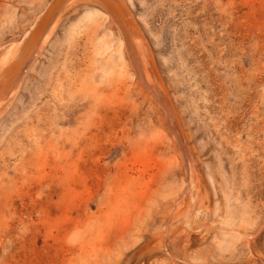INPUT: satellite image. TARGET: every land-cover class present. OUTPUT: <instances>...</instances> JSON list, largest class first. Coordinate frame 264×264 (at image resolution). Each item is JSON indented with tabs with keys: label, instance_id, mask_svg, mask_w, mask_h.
Wrapping results in <instances>:
<instances>
[{
	"label": "rangeland",
	"instance_id": "obj_1",
	"mask_svg": "<svg viewBox=\"0 0 264 264\" xmlns=\"http://www.w3.org/2000/svg\"><path fill=\"white\" fill-rule=\"evenodd\" d=\"M56 1L0 0V264H264V0H63L22 68Z\"/></svg>",
	"mask_w": 264,
	"mask_h": 264
},
{
	"label": "bare ground",
	"instance_id": "obj_2",
	"mask_svg": "<svg viewBox=\"0 0 264 264\" xmlns=\"http://www.w3.org/2000/svg\"><path fill=\"white\" fill-rule=\"evenodd\" d=\"M66 1V0H65ZM65 1L63 2V0H58V1H56L55 2V4H54V6L53 7H51L49 10H48V13H47V15H46V18L45 19H43L35 28H33V29H31L28 33H27V35H25V37H24V41H25V45L27 46V48L25 49V51H24V53L23 54H18V57L19 58H22L23 59V62H24V66L22 67V68H25L29 63H31L30 61L32 60V58H33V55H34V53L37 51V49H38V46H39V41H44V40H46V38L48 37L49 38V35L52 33V31L54 30V28H55V25H56V21H57V17H58V15L60 14V11L64 8L63 6H64V3H65ZM101 1H103V0H101ZM107 1H109V0H107ZM67 2V1H66ZM74 2V1H73ZM122 2V1H121ZM70 3H72V2H70ZM105 3V2H104ZM111 3V2H110ZM117 3V2H116ZM109 4V3H108ZM66 5H68V4H66ZM65 5V6H66ZM70 5V4H69ZM124 5V4H123ZM121 6V5H120ZM63 7V8H62ZM65 8H67V6L65 7ZM126 8V7H125ZM124 8V9H125ZM111 12V11H110ZM123 12H125V10H123ZM126 12H127V10H126ZM131 14V13H130ZM112 15V14H111ZM40 16V15H39ZM121 17V16H120ZM127 18H129V17H127ZM120 19V18H119ZM60 20V19H59ZM58 20V21H59ZM115 20V19H114ZM120 23H121V26L123 27V28H126L125 26H127V25H125L126 24V22H125V20H123V19H121L120 20ZM132 23V22H131ZM130 24V23H129ZM128 24V25H129ZM134 25H136V24H134ZM138 25V24H137ZM137 25L135 26V27H137ZM128 28V27H127ZM126 28V29H127ZM130 28V27H129ZM130 30H131V28H130ZM128 31V30H127ZM126 32V31H125ZM129 32V31H128ZM135 32V31H134ZM138 33H140V32H138ZM129 35H133V31H131V32H129L128 33ZM138 35V34H137ZM144 35V34H143ZM126 36H127V34H126ZM51 37V36H50ZM129 37V36H128ZM137 37V36H136ZM145 37V36H144ZM141 38H143V37H141ZM127 39V38H126ZM131 39V38H130ZM48 40V39H47ZM128 41V40H127ZM130 41V40H129ZM136 41L137 40H135V42L134 43H136ZM12 42H14V41H12ZM12 42H10V45H11V43ZM16 42H18V41H16ZM48 42V41H47ZM138 42H139V39H138ZM144 42V41H143ZM147 42V41H146ZM141 43H142V40H141ZM145 43V42H144ZM13 44V43H12ZM15 44H18V43H15ZM133 44V43H132ZM143 44V43H142ZM8 46H7V49H9L11 46H9V44H7ZM19 45V44H18ZM43 45V44H42ZM129 45H131V44H129ZM134 45V44H133ZM139 46H140V44H138ZM144 46L146 45V44H143ZM148 45V44H147ZM15 46V45H14ZM128 46V45H127ZM149 46V45H148ZM147 46V47H148ZM5 47V46H4ZM3 47V48H4ZM9 47V48H8ZM44 47V46H43ZM131 47H132V45H131ZM143 47V46H142ZM2 48V47H1ZM3 48H2V50H3ZM128 48H129V46H128ZM135 48H136V50H135ZM135 48L134 47H132L131 49H132V56H133V62H135V65H136V70L138 71V78H140V83L142 84V85H146L145 87H147V88H149L153 93H155V94H159L160 96H162V98L163 99H161V100H159L160 98V96L158 97L157 95L154 97V98H156V97H158V100L161 102V105L163 106V111H164V113H165V115L168 117V119L170 118V119H172L173 118V114H174V112L173 111H175V110H173V108H174V106H173V108L171 107V105H173V104H170L169 103V100H168V98L167 97H164L163 95H164V91L163 92H159V90H158V88L156 87H154V83H152V82H150L149 80H150V77H149V75L146 73L147 71L146 70H144L145 68L143 67V62H145L146 60H147V58L145 57V55L143 56V57H145L146 59L145 60H143V62H142V60L140 59V55H139V53L140 54H142L143 55V53H141L140 51L138 52V46L135 44ZM145 48V47H144ZM140 49H142V48H140ZM147 49V48H146ZM146 49H143V50H146ZM150 49V48H149ZM2 50H1V52H2ZM40 50V49H39ZM142 50V51H143ZM41 51V50H40ZM13 52V51H12ZM17 52H18V50H17ZM150 52V51H149ZM4 53V52H3ZM16 51L15 52H13V53H5L4 55H5V59H3L2 58V61H1V65H3V66H8L9 64H10V62L12 61V59L16 56ZM40 53V52H39ZM144 53L146 54L147 52L146 51H144ZM1 55H3V54H1L0 53V56ZM141 55V56H142ZM152 55V54H151ZM37 56H38V54H37ZM150 56V55H149ZM153 56V55H152ZM151 56V57H152ZM2 57V56H1ZM4 57V56H3ZM147 57H148V53H147ZM153 59V58H152ZM0 60H1V58H0ZM149 60V59H148ZM154 61V60H153ZM148 63H149V61H147ZM154 64H155V62H153ZM20 65V64H19ZM151 65V64H150ZM2 66V67H3ZM21 66V65H20ZM19 66V67H20ZM146 66H148L147 64H146ZM155 66V65H154ZM9 67H11L10 69H13V67H12V65H9L8 66V68ZM28 67V66H27ZM135 67V66H134ZM156 67V66H155ZM29 68V67H28ZM151 68V67H150ZM149 68V69H150ZM1 69V68H0ZM21 69V68H20ZM147 69H148V67H147ZM156 69V68H155ZM27 71H28V69H27ZM8 72H10V70L8 71ZM7 72V73H8ZM24 72V71H23ZM10 73H12V72H10ZM9 73V74H10ZM16 73H17V71L16 72H14V74H12V75H14V77H15V75H16ZM152 73V72H151ZM154 73V72H153ZM6 74V73H5ZM5 74H3V76L5 75ZM20 74H22L21 72H20ZM25 74V73H24ZM144 74H145V77H147L148 78V81L146 82L145 80H144ZM6 76V75H5ZM19 76H22V75H18V78H16V80L14 81V83L12 84V87L10 88V89H8L7 87L9 86L8 84H6L5 85V87H4V89L2 88V92L0 93V104L1 103H3L2 101H4L5 99H10L11 97H12V95H13V93H14V90L16 89V87L18 86V84H19V79H20V77ZM13 77V76H12ZM153 78V77H152ZM8 79V78H7ZM11 80H14V79H11ZM147 80V79H146ZM154 80V79H153ZM157 80V79H156ZM9 81V80H8ZM8 81H7V83H8ZM155 81V80H154ZM158 82H159V79H158ZM4 83H5V81H4ZM10 83V82H9ZM21 83V82H20ZM137 83V82H136ZM160 84H162V83H160ZM4 86V85H3ZM2 86V87H3ZM163 86V85H162ZM137 87H139V85H137ZM141 87V86H140ZM139 87V88H140ZM141 88H143V87H141ZM140 88V89H141ZM146 88V89H147ZM162 89L164 88V87H161ZM1 89V88H0ZM142 90V89H141ZM140 90V91H141ZM164 90V89H163ZM146 90H143V92H145ZM162 91V90H161ZM18 92V91H17ZM17 92H16V94H17ZM142 92V93H143ZM165 92H166V89H165ZM145 93H147V92H145ZM163 93V94H162ZM150 94H152V93H150ZM166 94V93H165ZM144 95V94H143ZM146 96L147 95H149L148 93L147 94H145ZM144 95V96H145ZM14 98V97H13ZM9 101H11V99L9 100ZM157 101V100H156ZM7 103H9V102H7ZM5 104V103H4ZM159 104V103H158ZM7 105V104H6ZM9 106V105H8ZM1 108H5V107H2L1 106ZM161 108V107H160ZM173 110V111H172ZM173 112V113H172ZM176 112V111H175ZM0 114H1V112H0ZM175 117V120H177L176 119V117H177V115L176 116H174ZM165 119V118H164ZM166 121V120H165ZM178 122H179V120H178ZM176 123V122H175ZM177 125H178V123H176ZM181 126V125H180ZM177 127V126H176ZM176 129V128H175ZM177 129H179V127L177 128ZM176 129V130H177ZM181 130V128L179 129V131ZM178 132V131H177ZM173 133V132H172ZM179 134H182V133H179ZM174 136V135H173ZM182 136V135H181ZM180 136V137H181ZM175 138V137H174ZM182 139V138H181ZM173 140V142H174V140L175 139H172ZM176 144H177V142H176ZM187 147V146H186ZM188 149V148H187ZM187 149L185 150V151H187ZM189 151V150H188ZM179 152H181V151H179ZM188 153V152H187ZM189 154V153H188ZM188 154H186L185 153V155H188ZM188 156H190V155H188ZM188 159H189V157H188ZM187 159V160H188ZM191 160V159H190ZM187 163H189V162H187ZM193 163V162H192ZM191 163V164H192ZM188 165V164H187ZM188 167V166H187ZM190 168H191V166H190ZM194 169V168H193ZM192 170V169H191ZM191 173V172H190ZM190 180V179H189ZM189 180H187V181H189ZM188 184V183H187ZM186 184V185H187ZM184 185V184H183ZM184 187V186H183ZM189 190V189H188ZM185 192H186V190H185ZM188 193H189V191H188ZM186 194V195H189V194ZM182 197V196H181ZM184 200V199H183ZM178 203H180L179 201H178ZM174 205H176V204H174ZM180 209V208H179ZM177 210V209H176Z\"/></svg>",
	"mask_w": 264,
	"mask_h": 264
}]
</instances>
